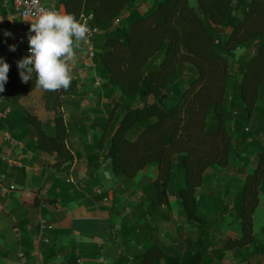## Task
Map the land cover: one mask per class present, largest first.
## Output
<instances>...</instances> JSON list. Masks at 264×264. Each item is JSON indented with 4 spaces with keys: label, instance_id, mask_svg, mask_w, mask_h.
Wrapping results in <instances>:
<instances>
[{
    "label": "trees",
    "instance_id": "1",
    "mask_svg": "<svg viewBox=\"0 0 264 264\" xmlns=\"http://www.w3.org/2000/svg\"><path fill=\"white\" fill-rule=\"evenodd\" d=\"M42 1L63 4L77 19L92 14L91 25L101 30L92 56L101 81L95 85L75 71L67 90L40 88L54 119L44 128L21 101L39 88L35 74L28 83L20 79L17 61L27 55L9 48L1 54L9 23L0 6V57L10 65L0 93V112L9 110L0 116V129L22 140L33 159L53 156L50 179L59 194L106 200L111 219L121 216L118 237L150 243L144 260L154 248L155 258L164 257L158 234L173 197L180 233L169 231L167 263L215 264L227 249L239 258L264 255V227L255 233L253 226L264 195V0ZM76 54L81 63V43ZM84 98L89 107L81 105ZM75 161L85 168L73 184L65 176ZM210 168L228 177L218 178L216 195L204 196L198 190ZM24 170L0 158L6 180L22 181ZM224 215L238 236L223 237ZM191 228L181 241L182 230Z\"/></svg>",
    "mask_w": 264,
    "mask_h": 264
},
{
    "label": "crops",
    "instance_id": "2",
    "mask_svg": "<svg viewBox=\"0 0 264 264\" xmlns=\"http://www.w3.org/2000/svg\"><path fill=\"white\" fill-rule=\"evenodd\" d=\"M148 5L143 4L141 9ZM58 8L66 12L63 4ZM5 10L8 21L9 8ZM78 64L82 61L78 62L76 54L73 73L77 71ZM86 69L82 73L87 74ZM26 96L28 100L24 102L21 98L22 103L40 117L44 128H52L53 115L44 106L41 89L35 88ZM30 96L34 98L32 101ZM81 105L89 107L90 101L84 98ZM24 153V178L18 182L7 180L15 185V189L7 194L0 192L3 198L0 201V264H169L165 251H169V228L163 225L158 234L162 238L158 247L163 250L164 257L155 258L158 254L154 248L148 259H142L150 243L134 242L129 235L118 237L121 216L114 214V219H111L106 200L92 202L87 197L70 200V194H59L58 186L54 188L50 179L51 174L56 175L51 165L53 156L42 154L33 159L29 151ZM84 168L83 162L75 161L73 172L65 177L71 176L80 181ZM49 198L56 199V202L50 204ZM194 231L193 228L183 229L180 240H185ZM131 235L134 236V233ZM174 237L178 238L176 234ZM238 255L237 250L227 249L221 259L215 260V264L262 263V260L258 261L259 255L248 258H239Z\"/></svg>",
    "mask_w": 264,
    "mask_h": 264
},
{
    "label": "clouds",
    "instance_id": "3",
    "mask_svg": "<svg viewBox=\"0 0 264 264\" xmlns=\"http://www.w3.org/2000/svg\"><path fill=\"white\" fill-rule=\"evenodd\" d=\"M30 22L28 34L29 55L17 61L19 76L28 83L35 74V86L48 92L67 90L71 86L72 67L76 49L89 34L87 21L81 22L74 14L40 11ZM34 33V34H33ZM5 36L11 31L5 30ZM16 45H9L15 51ZM10 65L0 57V93L5 91Z\"/></svg>",
    "mask_w": 264,
    "mask_h": 264
},
{
    "label": "built area",
    "instance_id": "4",
    "mask_svg": "<svg viewBox=\"0 0 264 264\" xmlns=\"http://www.w3.org/2000/svg\"><path fill=\"white\" fill-rule=\"evenodd\" d=\"M0 6L2 8H9L8 14V23L9 29L12 33L9 36V45H16L15 51H12L14 54H26L28 52V34L30 28V22L26 21V18L34 19L40 11H57L61 12L59 8L47 5L42 0H0ZM92 19V14H80L78 20L87 21L89 27V34L86 41L81 42L84 46V55L86 60L84 62L87 64L89 69L87 70V75H91L94 80L95 85H99L101 78L97 76L93 70L92 56L94 52L93 39L101 33V30L97 27H93L90 23ZM118 22V19L115 20V24ZM34 34V33H33ZM88 59V60H87ZM74 65L72 67L71 76L73 74ZM1 103V98H0ZM9 108H6L0 116H4L8 112ZM24 142L13 136V134L8 130L0 129V158L7 162L9 166L24 167L26 161L24 160L25 153ZM67 182H72L76 184L73 177L68 176L66 178ZM15 189L13 183H9L6 180L5 174L0 172V192L1 193H10ZM43 224L44 221L42 220Z\"/></svg>",
    "mask_w": 264,
    "mask_h": 264
},
{
    "label": "rangeland",
    "instance_id": "5",
    "mask_svg": "<svg viewBox=\"0 0 264 264\" xmlns=\"http://www.w3.org/2000/svg\"><path fill=\"white\" fill-rule=\"evenodd\" d=\"M8 30L10 31V29L8 28ZM6 46L3 47V49L1 50V54L3 55L4 52H5V49ZM8 48V47H7ZM78 68L80 66V70L77 68V73L78 72H82L84 71V69H86V65L83 63L82 61V64H78L77 65ZM87 70V69H86ZM89 77L93 78L91 75H89ZM26 96V95H25ZM33 97H36L35 95ZM32 96H30L29 100H33ZM28 100V97H22V101L26 102ZM211 169V168H210ZM208 170V172L210 173V177L208 179H206L205 181V184L202 188H200L198 190L199 193H202L204 196H207V195H216L217 194V190L218 188H220L219 186V179L218 178H224L226 179L228 176L226 174H224L223 172H217L215 171L214 169H211V170ZM150 173L154 176L156 174V167H152L151 169H149ZM235 169L232 170V172L234 171ZM144 171H148V168L144 169ZM151 175V176H152ZM150 176V175H149ZM231 193V191H230ZM210 199H208V201L205 199V203H208L209 205H211L212 202H209ZM216 201V199H214ZM170 204H171V209L169 210V216H170V219L169 221H166V223L164 224V226L166 227H169V231H173L174 234H176L177 236H179V233L177 230H176V226H175V223H174V220L177 221V219L179 218V206H178V203L177 201H175V198H170ZM222 214V213H221ZM224 221H223V224L227 223V220H226V215H224ZM253 226H254V232H259L261 230H263V227H264V195H261L260 196V203H259V206L258 208L256 209V212L254 214V221H253ZM221 232L223 233V237H225V234H232V235H239L240 234V230L238 229L237 226H234V225H231V226H227L226 224L224 226H221ZM181 237V236H180ZM259 259L258 261L260 262L262 260V263H264V256L263 258H261V255H259ZM258 262V263H259Z\"/></svg>",
    "mask_w": 264,
    "mask_h": 264
},
{
    "label": "water",
    "instance_id": "6",
    "mask_svg": "<svg viewBox=\"0 0 264 264\" xmlns=\"http://www.w3.org/2000/svg\"><path fill=\"white\" fill-rule=\"evenodd\" d=\"M106 175H108V172H106Z\"/></svg>",
    "mask_w": 264,
    "mask_h": 264
}]
</instances>
